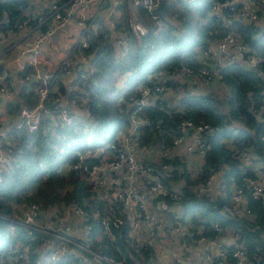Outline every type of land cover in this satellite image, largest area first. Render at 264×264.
<instances>
[{
    "label": "built area",
    "instance_id": "1",
    "mask_svg": "<svg viewBox=\"0 0 264 264\" xmlns=\"http://www.w3.org/2000/svg\"><path fill=\"white\" fill-rule=\"evenodd\" d=\"M166 2L64 0L57 3L56 0H29L30 5L23 17L0 29V174L12 161L19 144L12 138V129L24 127L28 132L39 129L43 134L52 135L55 125L70 124L75 118L64 105L56 108L48 106L49 102L58 101V98L49 99L48 95L55 87L51 84L52 73L40 68L46 64L40 44L69 21H73L78 29L75 44L81 47L87 46L83 37L85 30L101 24L111 32L113 45H125L129 36L139 43L150 28L159 31L166 27L164 16L154 12L156 8H162L159 10L162 12ZM121 8H124V15ZM137 8H144L150 13L148 23ZM210 8L215 16H222V10L226 9L239 18L257 23L260 14L264 15V0H216ZM29 13H32L33 20ZM4 19V14L0 12V24ZM26 29H29V38L20 45L11 43L6 47L7 36L25 32ZM71 51L68 49L59 60L63 75L73 74L81 68L82 63L87 74L94 71L88 56L80 54L73 59ZM119 54L123 55V51ZM196 59V66L170 63L150 71L142 82L116 97L115 103L123 106L127 122L109 144L114 154L107 155L101 148L77 152L73 161L65 162L59 168V172L65 176L72 172L81 173L93 192L91 199L101 200L104 208L93 207L89 197L90 207L87 209L86 205H79L73 200L45 206L35 202L13 204L11 213L0 215L5 220L4 232L11 240L9 245L1 248L0 264H21L25 256L37 262L46 259L52 264L59 260L67 264H181L180 255H175L170 262L157 257L155 246L165 238L159 234L160 229L175 236L181 251L187 246L194 248L198 264H229L228 256L232 264L262 262L264 246L254 245L253 253L248 256L245 247L235 241V233L230 231V244L220 243L217 241L221 231L218 222L208 221L213 234L207 237L203 226L193 228L190 217H183L181 208L173 205V199L178 197L181 187L178 173L184 172L187 177L196 178L208 146L207 136L217 130L216 126L182 118L176 123L169 142L152 140L145 145L139 141L140 127L147 122L140 115L144 108L156 105L167 112H181L185 90L203 94L219 88L218 69L224 64L239 61L246 67L254 68L260 61L245 40L231 31L210 37ZM19 87H23L26 94L23 100L17 102L14 96ZM27 97L31 100L28 105ZM97 151L100 159L87 162L86 159L96 155ZM234 156L244 164L255 159L245 148L238 149ZM162 157L180 161V165L160 162ZM173 170L178 171V179L166 185L163 176L169 177ZM216 173L208 175L203 183L198 182L192 188L197 193L209 196L211 181ZM242 181L251 189L253 196L261 195L264 203V172L250 177L242 176ZM161 195L173 198V203H168ZM227 196V201L220 203L221 211L229 216H251L244 193L233 180ZM123 222L127 225L130 242L152 246L154 256L151 259L139 254L135 262L128 260L124 254L114 256L105 252V244L99 241L101 234L113 239L112 228H119ZM17 226L22 227L26 235L25 245L15 230ZM261 228L264 231V222Z\"/></svg>",
    "mask_w": 264,
    "mask_h": 264
},
{
    "label": "trees",
    "instance_id": "2",
    "mask_svg": "<svg viewBox=\"0 0 264 264\" xmlns=\"http://www.w3.org/2000/svg\"><path fill=\"white\" fill-rule=\"evenodd\" d=\"M56 1L61 3L64 0ZM214 1L167 0L163 15L166 27L159 31L150 28L139 43L129 36L125 45H113L110 41L111 32L104 24L85 30L83 37L87 46L74 44L71 58L80 54L88 56L94 71L87 74L82 63L81 68L66 79L59 75L63 74L59 70L55 80L53 76L51 81L55 90L48 95L49 99L58 98V101L48 103L50 108L59 107V98L63 97L71 106V112L82 109L83 113L78 116L73 113L75 118L70 124L55 125L52 135L43 134L39 129L35 132H28L24 127L12 129V138L19 144L12 161L0 174L1 216L11 213L12 205L19 202H35L45 206L73 200L79 205H86L87 209L90 207L89 197L93 207L104 208L101 200L91 199L93 192L82 174L72 172L65 176L59 172L61 165L73 161L77 152L84 153L86 150L101 148L107 155L114 154L109 144L113 142L115 133L124 128L127 122L123 106L115 103L120 92H128L142 82L148 72L170 63L196 66V56L210 37L231 31L244 39L260 58L254 70L239 61L228 62L218 69L221 81L219 88L203 94L184 91L181 112H167L156 105L144 108L140 115L147 122L140 127L139 141L145 145L152 140L169 142L176 123L182 118L216 126L217 130L207 136L208 146L196 178L173 170L169 177L163 176V182L167 185L169 181H175L178 173L182 178L179 195L174 199L168 195L161 197L168 203L175 200L173 205L177 204L181 208L182 216L190 217L193 228L203 226L207 237L213 234L208 221H216L221 225L219 236L231 230L236 234L235 241L245 247L248 256L253 253L254 245L264 246V231L261 228L264 203L261 195L253 196L251 189L242 181V176H255V173L234 156L238 149L245 148L249 153L259 156L260 169L264 172V32L256 22L239 18L226 9L222 10V16H215L210 8ZM29 5V0H0V12L5 16L0 29L22 18ZM121 10L124 15V8ZM137 10L148 23L150 13L144 8ZM29 17L34 19L32 13H29ZM120 51H123V55L119 54ZM30 103L27 97L26 104ZM99 159L100 155H94L86 160L90 163ZM160 162L180 165V161L164 157ZM155 166L158 167V163ZM216 171L225 187L232 180L241 187L251 216H229L219 209L220 203L227 201L228 196L209 199L208 195L197 193L192 188ZM4 228L5 220L0 217V251L11 242ZM15 230L22 243L27 244L22 227L17 226ZM112 231L113 239L107 238L105 234L100 236L99 241L105 244L106 253L114 256L121 253L135 262L139 254L145 259L154 256L151 245H138L128 240L126 223L120 224L119 228H112ZM227 263L232 264L229 256ZM21 264L52 263L46 259L37 262L25 256ZM54 264L67 263L59 260Z\"/></svg>",
    "mask_w": 264,
    "mask_h": 264
},
{
    "label": "crops",
    "instance_id": "3",
    "mask_svg": "<svg viewBox=\"0 0 264 264\" xmlns=\"http://www.w3.org/2000/svg\"><path fill=\"white\" fill-rule=\"evenodd\" d=\"M164 9L165 8H163V11ZM66 25H68V30H67L68 32L66 31L64 33H56L57 31L62 30ZM257 25L259 26L260 30L264 32V15L263 14H260L257 20ZM64 27L54 32L56 34L53 39H51L50 37L47 39L46 47L48 48L49 53L42 51L40 48V51L42 55L44 56V62H46V64H43V66H40V68L42 70L47 69L48 72L52 73V76H54V80H55V74H57L60 70L59 60L61 56L63 55V53H65L68 49L71 50L70 48H72V46L75 44V37L78 31L73 21L67 22V24H65ZM29 37H30L29 29H26L25 32H22V33L19 32L17 34L7 36L5 45L6 47L8 46V44H11V43L20 45L22 42L25 41V39ZM73 59H75V57ZM59 75L67 79V78H70L73 74H70L68 76L63 75V74H59ZM121 92H125V91L123 90ZM25 94H26V91L24 90V88L19 87L18 92L14 96V101L19 102L23 100V97L25 96ZM59 99H60V105L69 104L66 102V100L63 97ZM81 110L82 109L75 110L74 112H71V113H74L75 115L77 114L78 116L83 113V110L82 111ZM252 156L255 159H251L249 162L245 163V166H248L249 168H251L255 174L258 172H262L260 169V163L258 162L259 156L253 153H252ZM219 177L220 176L218 173H216L213 176V179L210 185V193L208 196L209 199H216V197H226L228 195L227 193L230 190V184H228V186L225 187V185L223 184V182L220 180ZM178 178H177L178 183H181L182 178L181 177H178ZM230 231L231 230H226L225 232H223V234H221L217 238V241L220 243L230 244L232 242V235ZM166 232L162 229H160L159 231V234L163 235V237L165 236V238L163 239L162 242H160L159 244L155 246L157 257L164 262H170L171 259L175 255H180L181 264H198L196 250L194 248H190L189 246H187V248L184 251H181L179 244H178V240L175 238V236L172 233H169L168 231Z\"/></svg>",
    "mask_w": 264,
    "mask_h": 264
},
{
    "label": "rangeland",
    "instance_id": "4",
    "mask_svg": "<svg viewBox=\"0 0 264 264\" xmlns=\"http://www.w3.org/2000/svg\"><path fill=\"white\" fill-rule=\"evenodd\" d=\"M67 30H68V25H66L62 30L57 31L56 33H64ZM56 33L51 34L50 38L53 39ZM46 42H47V38L40 44V48L42 51L49 53L48 48L46 47Z\"/></svg>",
    "mask_w": 264,
    "mask_h": 264
},
{
    "label": "water",
    "instance_id": "5",
    "mask_svg": "<svg viewBox=\"0 0 264 264\" xmlns=\"http://www.w3.org/2000/svg\"><path fill=\"white\" fill-rule=\"evenodd\" d=\"M162 8H156L155 10H154V12H158V13H160V14H162V15H164V12L162 11H159V10H161ZM248 69H250V70H254L252 67H249ZM64 107H65V109L67 110V111H72V108H71V106L69 105V104H66V105H64ZM99 154V151H97V153H96V155H98ZM260 264H264V259L262 260V262L260 263Z\"/></svg>",
    "mask_w": 264,
    "mask_h": 264
}]
</instances>
